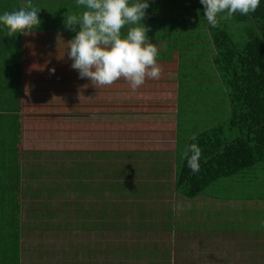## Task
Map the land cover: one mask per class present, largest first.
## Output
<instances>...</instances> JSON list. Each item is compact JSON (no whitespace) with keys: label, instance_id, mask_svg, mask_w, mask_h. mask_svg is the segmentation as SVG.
Wrapping results in <instances>:
<instances>
[{"label":"rangeland","instance_id":"1","mask_svg":"<svg viewBox=\"0 0 264 264\" xmlns=\"http://www.w3.org/2000/svg\"><path fill=\"white\" fill-rule=\"evenodd\" d=\"M31 2L40 8L41 23L33 29L32 35L23 39L22 109L19 114L24 134L21 133L20 151H27L23 163L36 170L62 161L69 164L73 159L71 154L76 151L83 152L84 159L88 158L87 152L99 151L102 153L99 156L104 157L98 158L101 170L119 167L124 174L130 175L129 166L137 164L138 171L132 173L128 181L137 182V187L145 184L149 189H156L155 195L164 194L167 183L175 176V169L178 170L188 139L228 114L225 94L217 86L218 78L210 65L212 47L199 0H150L143 23L149 28V41L158 49L157 63L162 71L159 79L146 78L134 91L123 78L109 86L94 85L87 79L78 78L77 72L70 67L71 61L65 51L75 33L66 29L62 21L68 14L83 11L75 0ZM49 68H55L54 75L49 74ZM165 164L171 166V171L162 169ZM26 166H23L24 170H27ZM39 172L41 182L48 183V177ZM171 185L172 182L167 190ZM101 196L103 200L116 199L109 196L107 190ZM153 197L135 200L141 201L143 207L151 208L148 201ZM42 200L49 199L42 195L37 203L42 204ZM60 201L64 199L52 201V208L58 209L56 204ZM22 203L33 204L35 201L27 197L22 198ZM163 203H169L173 209L172 223L197 226L196 234L183 240L181 251L185 254L177 259L178 264H236V249L243 247L247 237L223 235L214 224L220 219L211 220L206 211L227 214L226 223L231 222L230 216H237V222L245 225V221L255 222L256 213L262 209L261 202H241L242 206L236 202L229 206L210 200H180L177 196L168 197ZM203 204L206 210L201 208ZM195 205L199 207L195 208ZM27 210L23 206L21 220L35 223ZM183 212L186 215H182ZM66 216H59L57 220L63 221ZM51 221L56 222L55 219ZM116 225L120 226L118 234L117 231H100L96 237L92 232L72 228L65 231L54 227L45 229L44 224L41 231L24 230L21 247L25 250V258L29 257V264L35 261L58 264L66 259L63 252L68 245L82 248L89 240L91 251L110 246L116 251L115 247L119 245L134 250V233L121 224ZM212 231L218 234L212 235ZM178 233L176 230L174 235ZM159 236L160 239L144 238V246L150 248L157 244L158 249L166 246L169 264H173L171 240L165 233ZM202 240L209 244H198ZM143 260L148 259L143 255ZM137 261V257L133 258V263Z\"/></svg>","mask_w":264,"mask_h":264},{"label":"trees","instance_id":"2","mask_svg":"<svg viewBox=\"0 0 264 264\" xmlns=\"http://www.w3.org/2000/svg\"><path fill=\"white\" fill-rule=\"evenodd\" d=\"M22 6V0H1L0 12L15 11ZM121 31L124 33L127 29ZM206 31L212 47L210 65L218 78L217 86L225 94L228 114L193 134L185 145H199L200 171L191 173L181 157L178 170L175 169V176L167 183L164 194L155 195L156 189H149L145 184L137 187V182L128 181L132 173L138 171L137 164L129 166L130 175L124 174L119 167L101 170L98 158L104 157L99 156L102 154L99 151L87 152L86 159L83 152L76 151L71 154L73 159L69 164L61 160L63 163L36 170L23 163L27 154V151L21 153L19 148L23 36L9 37L6 30L0 29V264H29V257L25 258V250L21 247L22 233L26 229L41 231L45 224V229L54 227L65 231L72 228L92 232L97 237L100 231H117L118 234L120 226L117 223L134 233V250L119 245L115 247L116 251L112 246L91 251L89 240L82 248L68 245L63 252L66 259L58 264H169L166 246L158 249L154 244L148 248L143 239L151 236L160 239L159 235L165 233L171 240L170 246L181 251L183 240L196 234L197 226L193 223H172L173 209L169 203H163L172 196L186 201H218L229 206L236 202L241 205V202L259 201L262 205L259 215L264 214V2L254 13L223 18L216 28L206 25ZM24 165L27 170L23 169ZM162 169L171 171V166L165 164ZM39 171L48 177V183L41 182ZM170 182L171 188L167 190ZM105 190L116 199L103 200L101 195ZM42 195L49 200L38 204ZM27 197L35 203L24 205L22 198ZM61 197L64 201L56 204L59 208H52L51 202ZM137 197H153L154 201L147 199L151 208L143 207L140 200L136 202ZM23 206L28 208L27 213L35 223H23ZM38 207L42 209L37 210ZM201 208L206 210L204 204ZM206 212L211 220L220 219L214 224L224 232L223 235L251 236L254 240L262 237L252 222L245 221V225H240L237 216H230L231 222L226 223L227 214ZM65 214V221L57 220ZM181 214L186 215L185 212ZM52 219L56 222L52 223ZM175 229L180 233L174 235ZM245 239V242L249 240ZM198 244L209 243L202 240ZM143 255L148 260L141 261ZM135 257L138 261L133 263Z\"/></svg>","mask_w":264,"mask_h":264},{"label":"clouds","instance_id":"3","mask_svg":"<svg viewBox=\"0 0 264 264\" xmlns=\"http://www.w3.org/2000/svg\"><path fill=\"white\" fill-rule=\"evenodd\" d=\"M262 2L199 0L203 17L211 28H216L223 18L254 13ZM75 3L83 11L64 16L62 23L75 33L68 41L65 54L78 78L98 86H109L123 78L133 91L146 78H160L158 49L149 41V28L143 23L150 0H75ZM39 12L40 8L26 0L18 10L0 12V29L14 38L32 35L41 23ZM125 28L127 31L122 35L121 30ZM48 71L50 75L55 74V68ZM181 157L191 173L200 171L201 149L197 143L188 144Z\"/></svg>","mask_w":264,"mask_h":264},{"label":"crops","instance_id":"4","mask_svg":"<svg viewBox=\"0 0 264 264\" xmlns=\"http://www.w3.org/2000/svg\"><path fill=\"white\" fill-rule=\"evenodd\" d=\"M22 1H23V5H24L25 0H22ZM24 37L25 36H23V39H24ZM23 39H22V44H23ZM22 57H23V54H22ZM21 109H22V103H21ZM22 129H23V127L21 124L20 133H22ZM20 136H22V135L20 134ZM21 141H22V139H21ZM19 148H20V146H19ZM253 202H259V201H253ZM260 211H262V210L260 209ZM259 212L256 213L257 220L253 223L255 224V228L260 233H262V237L257 238V240H254L251 236L247 237L249 240L247 242H245L243 247L242 246L237 247V249H236V251H237L236 264H264V240H263L264 239V237H263L264 236V214L259 215ZM222 233H224V232H222ZM182 254H185V253L180 251V250H177L176 248L175 249L172 248L171 257L173 260V264H178V263H176V261H177V259H179L181 257ZM167 259L169 260V257Z\"/></svg>","mask_w":264,"mask_h":264}]
</instances>
